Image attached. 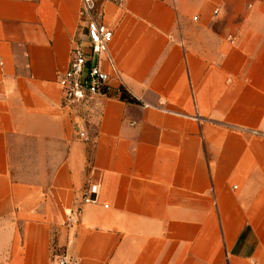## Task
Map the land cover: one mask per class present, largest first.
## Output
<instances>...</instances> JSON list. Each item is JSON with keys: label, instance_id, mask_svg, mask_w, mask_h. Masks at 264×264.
<instances>
[{"label": "crops", "instance_id": "1", "mask_svg": "<svg viewBox=\"0 0 264 264\" xmlns=\"http://www.w3.org/2000/svg\"><path fill=\"white\" fill-rule=\"evenodd\" d=\"M94 4L112 92L66 106L80 0H0L5 264H264V0Z\"/></svg>", "mask_w": 264, "mask_h": 264}, {"label": "built area", "instance_id": "2", "mask_svg": "<svg viewBox=\"0 0 264 264\" xmlns=\"http://www.w3.org/2000/svg\"><path fill=\"white\" fill-rule=\"evenodd\" d=\"M80 3L88 17L87 52L82 44L76 43L71 50L68 67L58 79L62 103L66 106H73L86 97L108 96L112 92L110 86L112 77L100 66L101 58L108 55V46L112 39L111 31L97 22V16L94 13V0H80ZM194 20L196 19L194 18ZM107 58L109 60V57ZM114 80H118V77H115ZM121 90L122 88L119 87V94ZM95 193L96 186H91L88 194L83 198V202H94ZM58 264H67V262L61 258Z\"/></svg>", "mask_w": 264, "mask_h": 264}, {"label": "rangeland", "instance_id": "3", "mask_svg": "<svg viewBox=\"0 0 264 264\" xmlns=\"http://www.w3.org/2000/svg\"><path fill=\"white\" fill-rule=\"evenodd\" d=\"M97 7V5H96ZM96 7H94V13L96 14ZM4 235L6 234H3V229L0 228V264H5L6 263V259H5V256H6V244L5 242L3 243L2 240L5 239L7 240L6 237H4Z\"/></svg>", "mask_w": 264, "mask_h": 264}, {"label": "trees", "instance_id": "4", "mask_svg": "<svg viewBox=\"0 0 264 264\" xmlns=\"http://www.w3.org/2000/svg\"><path fill=\"white\" fill-rule=\"evenodd\" d=\"M120 98L129 102H134V100L128 98L126 92L123 89L120 92Z\"/></svg>", "mask_w": 264, "mask_h": 264}]
</instances>
